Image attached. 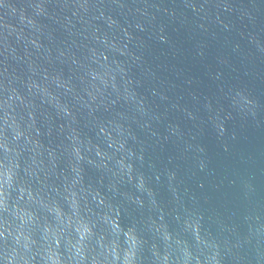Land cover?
<instances>
[{"label":"clouds","instance_id":"9594fccd","mask_svg":"<svg viewBox=\"0 0 264 264\" xmlns=\"http://www.w3.org/2000/svg\"><path fill=\"white\" fill-rule=\"evenodd\" d=\"M223 13L255 28L254 14L229 0H26L19 7L0 0V264H264V201L254 186L241 181L238 222L214 214L206 224L197 195L204 184L196 179L210 172L201 137L223 141L226 121L260 126L264 105L242 81L211 68L215 91L170 95L177 85L130 47L145 46L140 34L167 44L165 25L178 22L203 60V37L236 28ZM57 32L65 39L57 42ZM246 39L242 47L226 36L216 63L227 67L235 56L264 71V36L250 31ZM183 83L190 89L193 80ZM42 105L64 121L55 147L41 140ZM101 110L110 118L97 120ZM80 112L93 118L95 141L78 127ZM137 130L175 150L166 161L147 158L151 175L142 170L146 146ZM51 134L49 126L43 135ZM85 166L107 175L111 198L85 183ZM153 180L170 193L168 213ZM125 184L134 191H121ZM117 194L150 214L123 225Z\"/></svg>","mask_w":264,"mask_h":264},{"label":"water","instance_id":"95a60500","mask_svg":"<svg viewBox=\"0 0 264 264\" xmlns=\"http://www.w3.org/2000/svg\"><path fill=\"white\" fill-rule=\"evenodd\" d=\"M10 2L19 7L25 4L26 0H10ZM164 2L171 3L172 0H164ZM229 2L234 6H243L251 11L255 16V28L247 20L240 21L235 15L223 13L222 19L232 20L236 28L231 33L217 31L215 39L203 37L207 44V56L203 60L194 56L190 32L186 26H181L178 22L166 23L165 31L169 41L167 44H161L155 39H149L146 34H140L145 40V46L136 48L134 47L135 41L130 45L133 51L143 57L146 66L151 67L158 75L177 85L170 95H184L188 90L204 93H208L210 90L215 91L216 86L208 75L211 68L213 71L223 72L225 79L230 83L242 81L253 96L264 105V71H261L262 66L259 63L253 65L248 61L242 62L240 58L235 56L232 57L230 65L227 67L216 63L217 52L222 49L226 36L229 40L238 41L242 47L247 45L246 36L248 32L256 31L264 36V32L260 31L261 28H264V0H229ZM253 4L257 7L253 8ZM183 11L191 18L190 10L185 9ZM5 18L10 19L7 16ZM241 33L244 34L243 37ZM64 39V34L57 32V42ZM44 44L48 46L47 41H44ZM109 59H111V55H109ZM63 71L67 76L69 73L67 65L64 66ZM186 78H192L193 80L190 89L183 83ZM141 91L145 95H150L144 88ZM183 102L182 100L181 103ZM117 110L123 111L119 106H117ZM160 111H163V105H161ZM41 113L44 115H41ZM45 116H48L49 119H45ZM95 118L105 120L110 118V113L101 110L95 113ZM77 119L81 132L92 137L95 141L96 130L92 126L93 118L88 116L86 112H80L77 114ZM257 120L260 121V126H257V123L251 120L247 122L226 121L227 131L223 141L218 140L210 132L201 137V143L204 144L207 158L210 161V172L199 173L196 178L204 184L202 189L197 190V195L200 197L201 210L204 212L206 224L208 223V216L214 214L221 215L226 222H238L237 216L242 210V180H247L254 186L255 199L264 201V110L259 113ZM63 123V120L55 118L54 112L47 105L38 108L37 126L41 127V140L45 144H48L51 140L52 146L55 147L63 140V134L59 132V126ZM49 126L52 128L50 137L43 135ZM160 131H162V128ZM233 133L235 139H232ZM137 135L145 141L146 162L142 170L146 174H152L147 166L148 157H151L155 163L158 160L166 161L169 155H175V150L170 143L156 144L154 142L155 138L146 139L145 134L139 132V130H137ZM225 143L228 146L227 152L224 151L223 147ZM174 163H180L183 167V163L178 160H174ZM84 179L85 183H91L103 195L111 198L112 193L106 187L108 184L107 175L95 168L85 166ZM161 179L163 181V178ZM152 183L154 190L157 192V200L164 211L168 213L172 207L170 193L162 182L157 183L153 180ZM121 191L134 190L131 189L130 185L125 184L121 186ZM113 203L120 207V220L123 225H128L133 221L139 222L141 218H146L150 214L147 208L139 209L135 205L125 202L119 194L115 196ZM151 215L155 217L156 213L152 212ZM230 216L232 220L228 221ZM165 220L174 226L170 215H165Z\"/></svg>","mask_w":264,"mask_h":264}]
</instances>
